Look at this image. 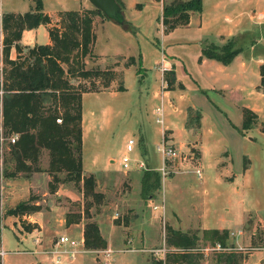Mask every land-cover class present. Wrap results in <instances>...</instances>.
I'll list each match as a JSON object with an SVG mask.
<instances>
[{
    "label": "rangeland",
    "instance_id": "rangeland-1",
    "mask_svg": "<svg viewBox=\"0 0 264 264\" xmlns=\"http://www.w3.org/2000/svg\"><path fill=\"white\" fill-rule=\"evenodd\" d=\"M181 1L185 0H122L123 3H119L127 23L118 25L103 16L99 24V18L96 19L94 56L84 58V67H111L117 75L111 84L112 90L82 94L80 155L83 174H94V191L101 196L97 200L83 197L80 184L61 179L63 174H58L57 182L52 181L51 176L41 170L47 165L45 151L39 157V171L15 177L0 176V187L7 192L0 204L3 205L0 207V247L5 251L0 264H27L37 257L43 264H54L39 250L46 249L59 234L80 238L85 222L96 223L106 241L104 249L111 252L105 257L103 249H85L86 252L75 258L84 255L81 256L84 263L90 260L94 264H154L163 258L161 251H155L163 248L164 226L196 232L197 246L209 247L202 239V231L182 228L186 224L196 226L203 214L206 217L201 226H221L234 232V235L228 234L227 242L241 248L245 255L242 264L264 263L262 259L258 262V258H264V132H261L260 122L241 135L237 131L240 119L235 107L240 99L247 102L239 97L237 88L238 85L246 88L241 93L245 97L250 78L244 75L246 82L238 81L236 62L243 61L253 73L258 71L259 61L264 62V19L242 22L233 30L237 39L232 38V46L240 48L238 56L223 67L224 72L211 69L210 78L197 68V52L203 45H228L231 38L216 35L228 34L229 22L222 18L207 19L205 28L208 35H212L208 41L202 40L203 33L195 26L176 25L178 29H164L161 5ZM42 2L46 10L92 6L88 0ZM32 3V0H0V7L28 11ZM128 56H132L133 61L124 67ZM160 58L173 62L183 94L200 115L197 126L198 120L194 117L198 112L189 109L183 122L189 130L184 136L178 130L179 122L170 123L173 139L184 145L178 160L166 162L173 170L164 179L157 171L161 161L156 151L162 139V126L155 122L153 112L158 105L153 92L158 84L156 64ZM168 68L163 75L167 80L172 76L169 65ZM167 80L166 88L174 86V79L172 84ZM118 85L124 89L115 91ZM260 85L257 87L263 88ZM262 99L264 101V94ZM163 112V124L173 121L166 103ZM168 133L169 130L163 129L166 142H169ZM129 138L134 144L131 151L125 152ZM7 142L6 138H1L0 155L6 152ZM122 155L130 159L126 169L119 163ZM7 159L3 155L2 169H10ZM134 160H142L149 171L137 168ZM195 167L201 171L200 179L193 172ZM6 179L12 181L11 189H5ZM161 195L163 205L160 207ZM20 203L34 207L29 214L41 223L38 230L42 239L35 236V231L25 233V227L32 228L33 222L29 216L22 218L13 213ZM155 205L159 207L153 209ZM173 213L180 219L178 224ZM237 230L240 234H235ZM131 249L133 251H128ZM202 251L203 258L207 259L210 251ZM75 258L60 264H72ZM208 262L201 261L202 264Z\"/></svg>",
    "mask_w": 264,
    "mask_h": 264
},
{
    "label": "trees",
    "instance_id": "trees-1",
    "mask_svg": "<svg viewBox=\"0 0 264 264\" xmlns=\"http://www.w3.org/2000/svg\"><path fill=\"white\" fill-rule=\"evenodd\" d=\"M118 3L119 1L116 0ZM120 5V3H119ZM121 7V6H120ZM201 0H185L161 5V25L173 29L185 25L189 12L198 13ZM103 17L96 9L63 11L59 14L58 26L48 27L49 45H34L27 49V55L20 60L7 59L8 47L13 40L19 39L21 30L33 28L38 24L49 23L48 17L41 12L39 0L34 1L32 10L22 14H2L4 33V57L2 67L1 129L0 137L15 135L13 143L7 142V162L10 169H2L0 176L10 177L39 171L38 161L42 151L47 155L46 172L51 180H60L58 174L73 183L80 184L83 197L101 196L94 191L95 176L83 174L81 168V94L112 90L111 84L117 71L110 68H85L83 59L94 56L91 51L95 33L93 17ZM127 23V22H124ZM203 45L199 49V59H212L220 64H228L240 51L237 45ZM18 48V47H17ZM133 61L128 56L124 67ZM172 76L167 80L172 84ZM73 80V81H72ZM124 89L118 85L115 91ZM241 123L237 131L244 132L256 125V115L248 108L241 107ZM198 120V115L194 119ZM59 119V122L55 120ZM198 126V123H197ZM264 132V123L261 124ZM4 162V160L2 161ZM34 207L26 203L15 207V214H29ZM26 230L31 228L27 225ZM166 229L162 259L154 264H242L245 255L232 243H228L229 231L226 229L202 230V239L209 247L218 244L221 249L210 250L205 259L204 251L197 246L196 232H185L164 226ZM82 243L86 249H104L106 241L101 237L94 222H85L82 228ZM204 248V247H203Z\"/></svg>",
    "mask_w": 264,
    "mask_h": 264
},
{
    "label": "crops",
    "instance_id": "crops-1",
    "mask_svg": "<svg viewBox=\"0 0 264 264\" xmlns=\"http://www.w3.org/2000/svg\"><path fill=\"white\" fill-rule=\"evenodd\" d=\"M34 1L35 0H32V2H33L32 7H30L28 9V11L33 9ZM39 1L41 4V12L48 17L49 23H46V24L40 23L33 28H25V29L21 30V32L19 34V39L13 40L8 47L7 59H9V60H20L21 58H23L27 55V49L28 48H30L34 45H49L51 43V41H50V38L48 36V30H47L48 27L52 26V25L58 26L60 12L72 11V10H63V9H61V10L60 9L46 10L43 8L44 3L42 2V0H39ZM118 1L121 4L123 3L122 0H118ZM135 5H136V3H135ZM0 8H1V11L3 12V14L4 13L22 14L24 12H27V11H16V10H12V9L3 10L2 6ZM92 8H93L92 6H89V7L83 6V7H79L78 9H73V11H79L82 9H92ZM213 17L214 18H222V19L229 22V26H227V27H229L228 32H227L228 34H226V35L225 34L224 35L218 34V35H216L217 37H220L223 39H226V38L237 39V36L233 32V30L236 27H238L240 23L247 22V21L254 20V19L259 20V21L264 19V0H206V1L201 0L200 12H198V13L189 12L187 23L181 27L195 26L199 32L203 33L202 40L208 41V40H211V38H209V37L212 35H208L207 30L205 28V23H206L207 19L213 18ZM97 18H99L98 20H100V22H99V24H100L103 17H100L98 15L93 17V20H92L93 28L95 26V22H96ZM175 29H178V27H175L172 30H175ZM4 33H5V35H7L8 30H5ZM94 41H95V38H94ZM93 45H94V42H93ZM93 45H92V48H93ZM200 47H199V49H200ZM92 48H91V51H92ZM197 53H198V55L196 54L197 55L196 56V64H197V68L199 69L200 72L204 71V73L210 78H212V76L210 75V72H211V69H213V68L218 70V71L220 70L221 72H224L223 67H225V65L220 64V63H218L212 59H207V58H203V57L201 59H199V50ZM237 56H238V54H236L227 65H230L232 63L233 59L236 60ZM237 60H239V59H237ZM165 61H166V65L167 66L169 65V67L171 68V71L173 73L174 86L159 90L158 84H157V88L153 92V95H154V97H156L158 99V103H159V100H161V102L163 104V108H164L165 103L167 105H169V107L171 109V116L174 117L173 121L170 120L171 122H168L169 124H163L162 125L160 133H162L163 129L169 130V133H168L169 143H171L173 145L176 144L177 145L176 148H178L180 150V149H183L184 144H183V142H179V143L175 142V140L173 139V129L171 128L170 123L177 124V122H179L178 130L181 131V133L184 136V133L187 134L186 131L189 130L183 126V122L188 116V111H189V109H194V110H197V109L190 100H187V96H185V94H183V92H182L183 85L179 82V80L177 79V77L175 75V71H174L175 66H174L173 62L169 61L168 58ZM83 62H84V59H83ZM237 71L239 74L237 73L236 77L238 78L239 82L243 80L245 83L246 78L250 77L248 80L249 83L246 86L248 91L246 92L245 97L241 93H242V91H245L246 88H244L243 85L242 86L238 85V88H237L238 91H240V92H238L240 95L239 97L240 98L243 97V99H245L247 101V102H245V101L240 99L235 104L236 110L238 111V118L240 119V123H241V112H240L241 107H245V108L250 109L256 115L257 122L264 123V101L262 99V95L264 93V62L262 63L261 61H259L258 71H255V73H253L250 66H248L243 61L239 60L236 62V72ZM206 75L202 74V76H204V77H206ZM244 75H247V77ZM158 78H159V74H158ZM179 84L181 85V87L178 86ZM258 84H262L260 86H263V88H258L259 87ZM240 89H242V90H240ZM200 91L204 92L203 90H200ZM257 91L260 92V95ZM99 92H104V91H99ZM99 92H97V93H99ZM85 93H90V92H85ZM82 94H84V93H82ZM82 94H81V99H82ZM174 101H175V103H174ZM197 112H198V110H197ZM197 114H198V125H199V118H200L199 112ZM163 116H164V112L162 115L163 123H164L165 118ZM80 125H81V122H80ZM0 129H1V104H0ZM191 146H195V145H191ZM7 152H8V145L6 143V152H3V154L0 155V169H2V161H3L2 157H3V155L7 156ZM196 153L198 155V160H200V154H199L198 149H197ZM81 166H82V159H81ZM46 167H47V165H46ZM46 167H44V168L41 167V170L43 172H46ZM39 170H40V167H39ZM224 177H226V176H224ZM11 182L12 181L8 180V179H6V181H4V184L7 186L6 188L4 187L6 190L11 189V187L9 186V185H11ZM27 182L29 183V181H27ZM13 188H15V187H13ZM4 194H7V192L3 191V189L0 187V195H1L0 196L1 197L0 198V204H2V202H4L2 200V197ZM11 194H13V191H11ZM160 200H161V203L163 205L162 195L160 196ZM7 202H9V201L7 200ZM0 207H3V205H0ZM173 215H175L177 217V219H174V220H178V221H175L178 224L180 219L178 218L176 213H173ZM21 216H22V218L25 216H27V217L29 216L30 220L33 222V223H31L32 224L31 230H29V231L25 230V233H33L35 231L36 232L35 236L39 235L40 231L38 229L42 226L41 223L37 219H35V217L32 218L33 216L31 217L30 214H23ZM205 217H206L205 214L201 215L198 223L194 227H191V226L186 224V226L182 227V228L185 230H188L191 228V229H195L198 231L207 230V229H218V230L226 229V228L221 227V226H213V227L204 226V225L201 226L200 225L201 222L205 223ZM176 227H178V226H176ZM171 228L176 229L175 227H171ZM176 230H179V229H176ZM23 237H25V235H23ZM41 239H42V237H41ZM41 242H42V240H41ZM45 243H47V241L43 242L41 244H45ZM107 246H108V243H107ZM36 247H37L36 249H38L39 245H36ZM0 249L3 251V253L0 255V260H1V257L4 256L5 251L1 247H0ZM128 251H133V249L128 250ZM27 252L36 254L35 251H27ZM39 252H40V250H39ZM38 254L40 255L41 253H38ZM81 256H84V255H81ZM81 256H78L77 258H75V260L72 262V264H94L90 260H88L87 263H84L83 262L84 258H82ZM261 259L264 260V258H261V257L258 258L259 263H260ZM27 264H43V263H42V259L40 257H37L35 260L29 261Z\"/></svg>",
    "mask_w": 264,
    "mask_h": 264
},
{
    "label": "built area",
    "instance_id": "built-area-1",
    "mask_svg": "<svg viewBox=\"0 0 264 264\" xmlns=\"http://www.w3.org/2000/svg\"><path fill=\"white\" fill-rule=\"evenodd\" d=\"M3 57H4V32L2 29V11L0 8V85L2 81V67H3ZM158 64V65H157ZM156 64V69L158 70L159 78H158V88L159 90H162L166 88V80L164 79V72L168 70V66L166 65V62L163 58H160L159 62ZM264 94V93H263ZM1 95V90H0ZM155 114V122L163 125V104L161 100H159V103L157 106L154 107L153 110ZM56 122H59V119L55 120ZM163 131V130H162ZM161 141L159 144L156 145V151H158L160 155V161L161 165L157 168L158 173L162 178L166 177L169 172H171L173 169L167 166L166 162L169 163V161H176L181 157V151L176 148L173 144L166 142L163 138V134L161 133ZM16 139L15 135H10L7 140L9 143H13ZM1 140V137H0ZM134 144V140L129 138L127 139L125 143V152H129L132 150V146ZM184 158V157H183ZM130 159L126 155H122L120 158V165L123 169H126L129 167ZM136 167L140 169H145L146 171H149V168L145 165V163L142 160H134ZM176 170V169H175ZM193 172L197 179L201 178V171L198 167H195L193 169ZM162 206V203L160 207ZM159 206L155 205L153 206V209H157ZM230 235H234V232H229ZM235 234H240V230H237ZM37 241V240H36ZM237 248V247H236ZM83 247L82 243V236L80 235V238L71 237L66 234H59L55 237V239L49 244V246L41 250L40 252L43 253L46 256H49L52 263L54 264H60L68 261H72L77 254L84 253L87 250ZM205 251L210 250H219L221 249L220 246L216 243L213 247H204L201 248ZM241 249V248H237ZM103 255L107 257L110 253V249H103L101 250ZM162 252L164 254L165 248L163 246L162 249H157L155 252ZM3 253V251L0 249V255Z\"/></svg>",
    "mask_w": 264,
    "mask_h": 264
},
{
    "label": "water",
    "instance_id": "water-1",
    "mask_svg": "<svg viewBox=\"0 0 264 264\" xmlns=\"http://www.w3.org/2000/svg\"><path fill=\"white\" fill-rule=\"evenodd\" d=\"M93 8L98 9L101 14L118 25L124 24L125 20L121 7L116 0H88Z\"/></svg>",
    "mask_w": 264,
    "mask_h": 264
}]
</instances>
